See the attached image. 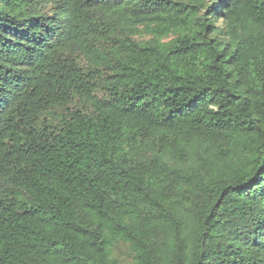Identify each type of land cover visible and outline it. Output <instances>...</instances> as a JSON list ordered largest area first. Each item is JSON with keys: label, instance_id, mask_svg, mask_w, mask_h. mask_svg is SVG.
<instances>
[{"label": "trees", "instance_id": "1", "mask_svg": "<svg viewBox=\"0 0 264 264\" xmlns=\"http://www.w3.org/2000/svg\"><path fill=\"white\" fill-rule=\"evenodd\" d=\"M0 264H264V0H0Z\"/></svg>", "mask_w": 264, "mask_h": 264}]
</instances>
